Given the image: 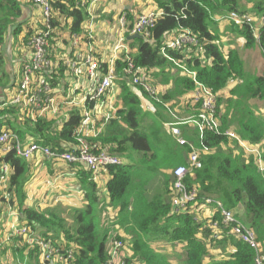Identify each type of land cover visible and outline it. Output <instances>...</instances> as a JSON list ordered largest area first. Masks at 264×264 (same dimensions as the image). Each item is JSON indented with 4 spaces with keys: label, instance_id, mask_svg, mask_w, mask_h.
Masks as SVG:
<instances>
[{
    "label": "trees",
    "instance_id": "16d2710c",
    "mask_svg": "<svg viewBox=\"0 0 264 264\" xmlns=\"http://www.w3.org/2000/svg\"><path fill=\"white\" fill-rule=\"evenodd\" d=\"M48 1L52 12L48 54L58 65L50 76L55 84L54 80L59 81L67 74L64 60L58 56L61 48L68 44L63 38L64 33L69 40L73 35L85 33L82 26L90 16L88 8L92 0ZM152 1L162 16L149 38L127 41L135 20L129 14L125 15L127 28L124 36L134 65L146 68L152 80H159L163 91H159L158 96L163 104L175 106L180 101L186 102L196 85L188 76L167 72L166 68L173 67V64L160 54V50L167 37L188 32L196 38L197 44L186 46L180 52L170 50L167 54L194 72L197 83L218 96L217 112H222L220 134L204 135V144L210 152L201 156L202 167L190 172L183 181L188 191H195L196 200L180 212L172 208V172L180 165L189 167L186 161L189 148L177 145L164 128L163 124L173 122V119L162 105L152 103L155 115L143 112L138 96L125 84L123 70L126 64L121 55L115 60L120 87L115 114L102 132L88 140L93 152H106L121 160L120 165L108 167L105 173L108 180L102 189L81 164L62 162L69 170H77L76 182L83 192V205L68 210L72 218V223L68 224L64 217L67 212L51 208L39 211L25 204L30 162L13 152L0 153V171L4 164L10 171L7 189L0 191V205L4 211L7 207L16 210L20 223L49 241L59 253L69 251L71 257L65 259V264H107L110 243L116 239L127 247L123 258L125 264H256L255 250L230 233L232 227L223 225L220 212L214 209L207 216L204 208H200L205 198H212L228 211L238 206L243 208L246 221L242 223L235 214L234 218L243 225L247 224L256 236L260 245L259 259L264 264V171L259 170L257 157L251 153V157H246L237 142L232 141V145L240 150L238 154L225 149L231 139L224 135L231 130L244 145L256 147L261 151L264 165V114L261 115L259 109L264 108V74L247 80L240 54L236 49L223 50L217 29V19L229 13L240 16L261 14L258 30L254 23L236 26L231 22L226 30L242 38L245 48L258 45L264 57V0ZM32 6L36 7L30 0H0V96L8 88L14 94L21 65L32 52L31 39L36 31L44 29L40 11L36 26L27 18L26 10ZM9 38L13 39L16 53L22 54L18 69L14 65L19 78L15 80L14 75L11 82L4 53ZM100 63L106 70L107 63ZM237 80L240 83H230ZM186 106L190 117L197 116L200 105L192 107L187 103ZM146 116L151 120H146ZM0 118V131H10L22 143L31 140L55 152L75 146L74 132L81 121L80 109L76 107L64 108L56 117L32 120L26 109L11 105L7 98L0 101ZM179 129L187 142L199 147L193 127L185 125ZM131 152L141 155L140 167L134 165ZM124 156L127 163L122 161ZM143 164L146 172H139ZM135 171L140 174L136 178ZM156 172L162 174L163 184L158 190L149 191L148 186L157 179ZM168 172H171V178ZM5 194L10 195L9 199ZM105 201L115 209L111 227L114 231L121 230L123 235H110V230L103 224L102 205ZM154 243H164L170 248L182 246L180 262L170 261L171 252L152 248ZM6 253L11 254V264H41L38 248H31L21 237H3L0 256L7 257Z\"/></svg>",
    "mask_w": 264,
    "mask_h": 264
},
{
    "label": "built area",
    "instance_id": "2783aa9c",
    "mask_svg": "<svg viewBox=\"0 0 264 264\" xmlns=\"http://www.w3.org/2000/svg\"><path fill=\"white\" fill-rule=\"evenodd\" d=\"M97 0H92L90 5ZM30 2L39 8L44 29L36 31L31 39V55L25 63L21 65L20 80L16 83L14 94L10 99V104L22 107L28 111V116L32 120L43 117H56L64 108L76 107L80 109L81 121L74 132L76 141L75 146L63 152H55L47 147L28 141L22 143L16 135L10 131H0V153L2 155L13 152L15 156L25 161H30L35 156L44 157L47 160H57L68 164H81L92 174L95 181L100 173H106L108 167L121 164V160L111 156L106 152H93L89 144V138L95 137L100 130L109 122L114 114L109 113L106 105L110 93L116 88L118 75L115 72V60L121 55L124 56L126 67L123 70L125 84L139 98L141 108L144 113L156 114L154 104H160L165 109L171 104H163L158 94L159 91L151 82L152 78L148 75L146 68L136 67L133 59L129 56V48L126 43L125 32L127 28L125 15L118 19L121 32L120 38L115 43L112 52V58L107 63V69L101 68L91 50L85 53L79 51L81 42L84 40L85 33L73 35L69 41L68 54L63 57V65L67 74L61 76L59 81L51 82L53 69L58 65L54 63L48 54V39L51 35L50 21L52 19L51 5L48 0H30ZM162 16L160 10H150L138 16L129 33L131 35H141L144 39L149 38L152 29L157 20ZM217 21L231 22L236 26L250 25L252 18L249 15H238L229 13L219 17ZM90 38V36H88ZM197 40L188 32H177L175 35L167 37L160 54L168 60L173 67L166 68V71L172 75L188 76L196 85L195 91L189 95L186 104L195 107L199 106V112L195 117L179 119L169 110L167 112L176 120L171 123H164L163 126L172 139L181 147H188L187 164L189 167L180 165L172 172V188L174 196L171 203L172 208L180 212L188 203L196 200L194 190H187L183 181L185 177L193 170H199L202 167L200 158L204 154H209L210 149L204 144L205 133L220 134V112H217V95L203 85L196 82L194 72L189 71L184 64L172 59L167 51L180 52L189 45H196ZM219 44V41H217ZM89 48V47H88ZM71 53V57H70ZM152 72V71H151ZM240 83V81H231L230 83ZM62 86V87H60ZM1 123V118H0ZM189 125L193 127L197 134L199 147L187 142L181 134L179 126ZM227 138L236 141L247 153L257 157L258 167L261 172L264 171V165L261 162L260 152L256 147H248L232 132L227 131L224 134ZM10 171L7 165H2L0 171V191L5 192L8 186ZM8 196L5 194V198ZM200 208H204L207 216L215 210L220 212L222 223L226 227L231 225V234L241 242L255 250L256 264H261L259 259L260 245L256 241L254 233L234 218V214L222 207V204L212 198H205ZM216 225L213 226L215 228ZM12 232L13 236L21 237L31 248H38L39 260L41 264H54L56 258L59 262H65L71 254L66 251L59 253L49 241L36 237L29 227L22 225L16 226ZM110 260L107 264H125L123 258L124 244L121 240H113L110 243Z\"/></svg>",
    "mask_w": 264,
    "mask_h": 264
},
{
    "label": "crops",
    "instance_id": "0c3cea01",
    "mask_svg": "<svg viewBox=\"0 0 264 264\" xmlns=\"http://www.w3.org/2000/svg\"><path fill=\"white\" fill-rule=\"evenodd\" d=\"M144 7L146 10H144V13L150 10H159L157 6L154 4L152 0H97L95 3L90 5L88 8V13L90 14L89 18L86 20V22L83 24L82 28L84 29L85 36L84 40L81 42L79 51L82 53L87 52L88 50H91L94 57L101 62L108 63L109 60L112 58L113 52L112 49L115 45V39L117 36L115 35L114 30L111 28L109 22L112 19H116L121 15H127L135 18L141 13L138 8ZM112 9V10H111ZM27 18L30 19L31 23L35 24L38 23V17H39V9L36 7H31L26 10ZM229 24L227 21H217V29L220 33V43H222L223 50H229V49H236L233 46L232 41H228V45L224 44V38L225 35H228V31L226 30V26ZM90 36V38H88ZM63 38L67 39V46L61 48V51L59 53V57L63 58L65 54H68V47L69 45V38L66 33H64ZM89 47V48H88ZM71 57V53H70ZM234 86V85H233ZM119 94H120V87L119 84H117L116 88L110 93L108 99L111 98V95L114 96V98L111 99L113 108L111 106L112 111L115 109L119 102ZM226 93H224L225 95ZM226 96V95H225ZM115 114V113H113ZM114 116V115H113ZM152 116V115H151ZM185 119V118H184ZM148 120V118L146 119ZM150 121V120H149ZM107 125V124H106ZM105 125V126H106ZM105 126L100 130L102 132L105 128ZM185 126V125H181ZM30 140V139H29ZM39 161L41 164L40 170H39V176L34 177L31 179V175L29 178V182L26 185V199L25 204L29 207H36L37 209L40 208V210L48 209L50 205H48L47 200L52 201L54 198H62L63 199H69L68 202H71L74 197L80 196L81 201L79 205L82 203L83 205V192L77 185V177L78 173L77 170H69L68 166L65 165L62 162L58 161H50L47 160L44 157H41L40 159H33L30 162L31 167L36 164V162ZM82 169H86L83 165H81ZM32 173V168H31ZM41 173L45 175L52 176L51 179L47 178L44 180L48 181L47 185L40 184V180L42 179ZM108 176L105 173H100L98 175L97 183L99 185V188L102 189L103 185L107 182ZM52 181V182H50ZM77 188L78 190H76ZM46 192V193H45ZM48 192L50 195H53L52 198H47ZM67 203V202H66ZM69 205V204H66ZM71 205H78L72 201ZM45 207V208H43ZM65 207V205H64ZM7 213V222H9L8 225H10V229L18 226H22L23 224L20 223L17 217V211L14 209H11L10 207H7L5 210ZM235 215L239 216L237 212H234ZM244 215V212L242 213ZM12 230H9L6 232V239H8L12 232Z\"/></svg>",
    "mask_w": 264,
    "mask_h": 264
},
{
    "label": "rangeland",
    "instance_id": "374dc122",
    "mask_svg": "<svg viewBox=\"0 0 264 264\" xmlns=\"http://www.w3.org/2000/svg\"><path fill=\"white\" fill-rule=\"evenodd\" d=\"M138 10L141 12L138 15V16H140V15H142L144 13V10H146V8L139 7ZM249 14H250V17L252 18V23H254L255 29L258 30V28L261 26V20H262L261 14H257V13L255 15L252 14V13H249ZM136 18H135V20H136ZM109 24H110L111 28L114 30V32L116 31L115 32V35L117 36V38L115 39V42H116L118 40V38H120V36H121L118 18L112 19L109 22ZM18 38H19V36H18ZM223 38H224V44L225 45H228V41H232L233 42V46L236 48V50L240 54V57H241V59L243 61V64H244V73H245V77H246L247 80H252L254 77L262 76L264 74V57H263L261 49H260V47L258 45H255V46H253L252 48H249V49L245 48L243 39L240 38V37H237L233 33H229L228 35H225V37H223ZM12 44H13V39L9 38L8 42H6V44H5L6 46L4 47L5 59L7 60V64H6L7 69H8L7 73H8L10 82L13 81V77L15 78L14 75H16L15 80H17L19 78V74L20 73L19 74L15 73L16 69L14 68V65L18 69V63H19V61H21L20 55H22L20 53H18V54L16 53L17 52L16 48L14 50V48H13L14 46ZM66 48L68 49V47H66ZM152 82L153 83H151V84L154 87H156L157 90L160 91V93H162L163 87L159 84V80L158 79L157 80L153 79ZM60 87H62V86H60ZM12 95H13V90L11 88H8V89L4 90V92H3V94L1 96L4 99L7 98L9 100V99H11ZM1 96H0V101L3 100V98ZM112 98H114L113 95H111L110 99H106L105 103H106L108 109H110L109 113L113 114V113H115V109L113 111L111 109V106L113 108V105H112V102H111ZM168 108L179 119H183V118L187 119L188 116H190V113H189L190 111H189V108L186 106V102L180 101L175 106H174V104H171L170 106H168ZM168 108H166V109L164 108V109L167 111ZM259 109H260L261 115L264 114V108H259ZM167 114L169 115V117L171 119H173V122L176 121L168 112H167ZM146 118L151 120V118H149L147 116H146ZM228 131L234 133L231 130H228ZM232 141H234V140H230V143L226 146L225 149H228L229 151H233V152H235V154H238V152L240 150L236 149L235 146L232 145ZM238 146L243 150V154L246 157H251V155L249 153H247V151L241 145H239V143H238ZM131 154L133 155V158H134L133 159L134 165L140 167L141 165L139 164V160L141 158V155L137 154V153H133V152H131ZM40 158H41L40 156H35L33 159L37 160V159H40ZM33 159H31V160H33ZM122 161H123V163H127V160H126L125 156L122 157ZM40 167H41V164L39 163V161H37L36 164L31 167L32 168L31 179H33L34 177L38 178ZM142 167L143 168L140 169L139 172L143 171V170H145V172H146V169H145L146 165L143 164ZM138 173L136 171L134 172L135 178H136L137 175H140ZM141 174H144V173H141ZM134 175H133V177H134ZM155 175L157 176V179L153 180L151 182V184L148 186V190L149 191H156L159 188H161V186L163 184L164 179H163L162 174L156 172ZM168 176L169 177L171 176V172H168ZM41 177H42V179L40 180V184L41 185H42V183L47 185L48 181L44 182V180L47 179V178H50L49 180H54V179H51L52 176L45 175L43 173H41ZM50 182H52V181H50ZM171 182H172V180H171ZM75 189L78 190L77 188H75ZM6 195L8 196L7 199H9L10 195H8V194H6ZM104 195H105V193H104ZM52 196L53 195H50V193L48 192L46 197L47 198H52ZM61 199H62L61 197L58 198V199L54 198L52 201L47 200V203H48V205H50L49 208H51L52 210H56L58 212H63V213L67 212L64 217L66 219V222L68 224H71L72 223V218H71V215L68 214L69 213L68 210L70 211L72 209H76V208L82 206V203L79 205V203L81 201V198H80V196H77V197L73 198L74 202L76 204H78L77 206L76 205H71L73 200H71V202H68L69 199H63V200H61ZM66 204H69V205H66ZM64 205H65V207H64ZM43 208H45V207H43ZM102 209H103L105 214H103L104 217H101V218H102V221H104L103 224L106 225V228H108L110 230V235H112L113 233H114V236L115 235H123L121 230H117V231L115 230L114 231V229L111 227V221L113 219V216H115V209L112 208L110 206V204L107 203V201H105L103 203ZM38 210L40 211V208ZM2 211H3V213H1ZM233 211L238 213L239 219H240V221L242 223H244L246 221L244 215L242 214L243 213V208L241 206H238ZM233 211H231V212L233 214H235ZM97 222H98V219H97ZM8 224H9V222H7V213L3 210L2 206L0 205V244H3V237L6 236V232H8L9 230H12L11 232L15 233L14 232V228L15 227L13 226L10 229V225H8ZM244 226L248 227L247 224H244ZM11 236H13V235L11 234ZM36 237L40 238L37 234H36ZM40 239L43 240V238H40ZM109 242H110V236H108V243ZM112 242H113V240L111 241V243ZM181 247L182 246H180V245H175L174 247L170 248L169 245H165L164 243H154L152 245V248H155L157 250H160V251L164 250L166 252H171L170 253L171 255H169V259L173 263H176L177 261L180 262L179 258H181L180 256L183 254ZM9 253H6L7 257L0 256V264H11V262H13V260H11V259L9 260L10 255H11ZM124 254H127V247H125V245H124ZM177 255H179V256H177ZM16 261L19 262V260H16ZM53 263L54 264L55 263H63V264H65L64 262H59L58 258H56Z\"/></svg>",
    "mask_w": 264,
    "mask_h": 264
},
{
    "label": "water",
    "instance_id": "95a60500",
    "mask_svg": "<svg viewBox=\"0 0 264 264\" xmlns=\"http://www.w3.org/2000/svg\"><path fill=\"white\" fill-rule=\"evenodd\" d=\"M134 39L142 40V39H144V37L141 36V35H131V36L127 37V41H131V40H134Z\"/></svg>",
    "mask_w": 264,
    "mask_h": 264
}]
</instances>
